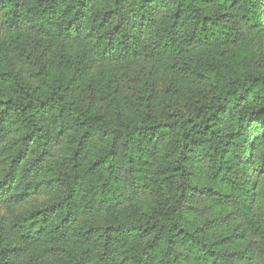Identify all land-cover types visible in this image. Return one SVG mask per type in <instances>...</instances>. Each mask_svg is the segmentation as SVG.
<instances>
[{"label": "trees", "instance_id": "trees-1", "mask_svg": "<svg viewBox=\"0 0 264 264\" xmlns=\"http://www.w3.org/2000/svg\"><path fill=\"white\" fill-rule=\"evenodd\" d=\"M263 24L264 0H0V264L246 259L222 211L264 205Z\"/></svg>", "mask_w": 264, "mask_h": 264}, {"label": "rangeland", "instance_id": "rangeland-1", "mask_svg": "<svg viewBox=\"0 0 264 264\" xmlns=\"http://www.w3.org/2000/svg\"><path fill=\"white\" fill-rule=\"evenodd\" d=\"M246 38L258 57L260 68L264 69V24L260 29H247ZM257 180L258 187L264 186V175ZM222 212L223 230L229 236H235L239 251L248 254L239 264H264V205L260 204L259 198L247 208L230 202Z\"/></svg>", "mask_w": 264, "mask_h": 264}]
</instances>
